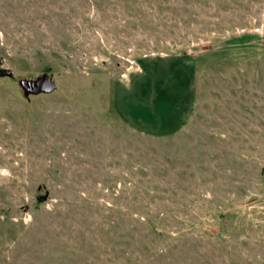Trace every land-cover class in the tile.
<instances>
[{"label": "rangeland", "instance_id": "obj_1", "mask_svg": "<svg viewBox=\"0 0 264 264\" xmlns=\"http://www.w3.org/2000/svg\"><path fill=\"white\" fill-rule=\"evenodd\" d=\"M5 69L0 264H264V0H0Z\"/></svg>", "mask_w": 264, "mask_h": 264}, {"label": "water", "instance_id": "obj_2", "mask_svg": "<svg viewBox=\"0 0 264 264\" xmlns=\"http://www.w3.org/2000/svg\"><path fill=\"white\" fill-rule=\"evenodd\" d=\"M0 76L12 77L13 73L6 69L0 70ZM22 85L27 91L34 94H39V93L51 94L56 89V84L49 76H45L44 78H41L36 82L23 81Z\"/></svg>", "mask_w": 264, "mask_h": 264}]
</instances>
